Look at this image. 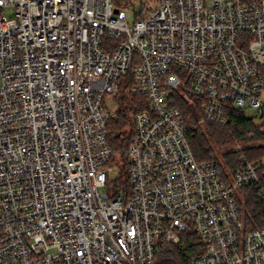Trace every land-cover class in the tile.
<instances>
[{
    "label": "built area",
    "instance_id": "2783aa9c",
    "mask_svg": "<svg viewBox=\"0 0 264 264\" xmlns=\"http://www.w3.org/2000/svg\"><path fill=\"white\" fill-rule=\"evenodd\" d=\"M175 92L200 122L232 107L264 130V0H3L0 264H155L188 230L191 264H264V218L247 228L237 199L264 200V158L197 161ZM135 97L114 195L108 124Z\"/></svg>",
    "mask_w": 264,
    "mask_h": 264
},
{
    "label": "trees",
    "instance_id": "16d2710c",
    "mask_svg": "<svg viewBox=\"0 0 264 264\" xmlns=\"http://www.w3.org/2000/svg\"><path fill=\"white\" fill-rule=\"evenodd\" d=\"M125 78H132L128 73ZM174 102L181 109L185 118V134L197 161L217 160L223 174L226 168L234 172L249 163H257L264 158V130L244 111L230 107L226 115L228 123H199L200 112L194 104L188 102L179 92L174 93ZM118 99V117L108 124L107 141L112 154L110 164H118L119 172L115 179H109L105 186L114 195L128 191L129 163L123 151L128 147L133 136L132 115L137 111L136 100ZM237 144L243 145L237 150H230ZM226 148L222 157L216 155L215 147ZM264 184V165L260 169ZM238 203L247 228L262 225L264 218V200L256 194L253 185L239 189ZM202 251V245L196 234L188 230L182 234L179 244H168L156 255L155 264H191L194 255Z\"/></svg>",
    "mask_w": 264,
    "mask_h": 264
},
{
    "label": "rangeland",
    "instance_id": "374dc122",
    "mask_svg": "<svg viewBox=\"0 0 264 264\" xmlns=\"http://www.w3.org/2000/svg\"><path fill=\"white\" fill-rule=\"evenodd\" d=\"M133 19H134V18L131 17V21H133ZM109 97H110V96H109ZM107 99H109L111 106H114L115 102L112 101L111 98H108V97H107ZM198 122H199V123H203V122H200V121H198ZM257 124H258V123H257ZM258 125H260V124H258ZM240 147L242 148L243 145H241V144H237V145H235V146H233V147H230V150H237V149L240 148ZM225 150H226V148H224V147H222V146H216V147H215L216 155L219 156V157H222V156H223V153L225 152ZM226 171H227V172H230V171H229V168H226ZM112 175H115V173H113ZM103 190H104V191H107L106 188H103Z\"/></svg>",
    "mask_w": 264,
    "mask_h": 264
},
{
    "label": "snow or ice",
    "instance_id": "6c2138e0",
    "mask_svg": "<svg viewBox=\"0 0 264 264\" xmlns=\"http://www.w3.org/2000/svg\"><path fill=\"white\" fill-rule=\"evenodd\" d=\"M3 2V0H0V3H2Z\"/></svg>",
    "mask_w": 264,
    "mask_h": 264
}]
</instances>
